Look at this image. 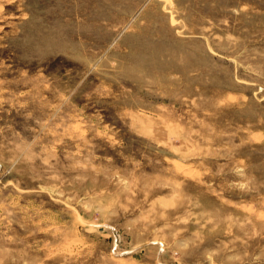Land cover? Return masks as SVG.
Wrapping results in <instances>:
<instances>
[{
	"label": "rangeland",
	"instance_id": "obj_1",
	"mask_svg": "<svg viewBox=\"0 0 264 264\" xmlns=\"http://www.w3.org/2000/svg\"><path fill=\"white\" fill-rule=\"evenodd\" d=\"M0 264H264V0H0Z\"/></svg>",
	"mask_w": 264,
	"mask_h": 264
}]
</instances>
